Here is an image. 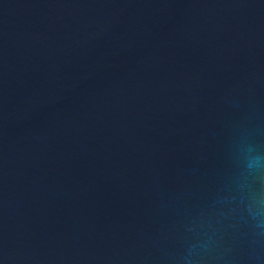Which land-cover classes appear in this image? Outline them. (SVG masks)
Segmentation results:
<instances>
[{"label": "water", "instance_id": "water-1", "mask_svg": "<svg viewBox=\"0 0 264 264\" xmlns=\"http://www.w3.org/2000/svg\"><path fill=\"white\" fill-rule=\"evenodd\" d=\"M264 0H0V264H264Z\"/></svg>", "mask_w": 264, "mask_h": 264}, {"label": "clouds", "instance_id": "clouds-1", "mask_svg": "<svg viewBox=\"0 0 264 264\" xmlns=\"http://www.w3.org/2000/svg\"><path fill=\"white\" fill-rule=\"evenodd\" d=\"M246 167L250 170H257L261 166L264 157H261L258 153H255V149L249 147L246 150Z\"/></svg>", "mask_w": 264, "mask_h": 264}]
</instances>
